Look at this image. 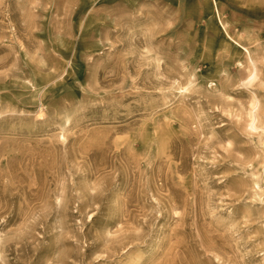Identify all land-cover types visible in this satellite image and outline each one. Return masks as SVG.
I'll list each match as a JSON object with an SVG mask.
<instances>
[{
	"label": "rangeland",
	"instance_id": "374dc122",
	"mask_svg": "<svg viewBox=\"0 0 264 264\" xmlns=\"http://www.w3.org/2000/svg\"><path fill=\"white\" fill-rule=\"evenodd\" d=\"M0 264H264V0H0Z\"/></svg>",
	"mask_w": 264,
	"mask_h": 264
},
{
	"label": "bare ground",
	"instance_id": "6f19581e",
	"mask_svg": "<svg viewBox=\"0 0 264 264\" xmlns=\"http://www.w3.org/2000/svg\"><path fill=\"white\" fill-rule=\"evenodd\" d=\"M251 74H252V72H251ZM255 75V74H254Z\"/></svg>",
	"mask_w": 264,
	"mask_h": 264
}]
</instances>
